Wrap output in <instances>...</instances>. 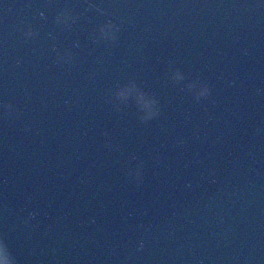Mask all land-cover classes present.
<instances>
[{
	"label": "water",
	"instance_id": "obj_1",
	"mask_svg": "<svg viewBox=\"0 0 264 264\" xmlns=\"http://www.w3.org/2000/svg\"><path fill=\"white\" fill-rule=\"evenodd\" d=\"M0 252L264 264V0H0Z\"/></svg>",
	"mask_w": 264,
	"mask_h": 264
},
{
	"label": "clouds",
	"instance_id": "obj_2",
	"mask_svg": "<svg viewBox=\"0 0 264 264\" xmlns=\"http://www.w3.org/2000/svg\"><path fill=\"white\" fill-rule=\"evenodd\" d=\"M58 21H59V17L57 18ZM112 24L111 23H107V24H104L100 27L99 31L102 33V34H110L111 31H112ZM33 35L32 31L31 30H28L26 33H25V36H31ZM206 89H201V91L199 93H197L198 96L200 95H204L206 93ZM120 95H122L123 93H119ZM3 107L7 108V109H11V105H7V104H4L2 105ZM137 175H139V173H137ZM0 264H9L8 260H7V257L5 254H3L2 252H0Z\"/></svg>",
	"mask_w": 264,
	"mask_h": 264
}]
</instances>
